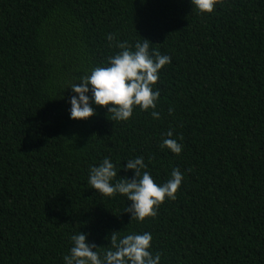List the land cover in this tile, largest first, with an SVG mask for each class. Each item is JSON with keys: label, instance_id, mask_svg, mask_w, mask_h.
I'll return each mask as SVG.
<instances>
[{"label": "trees", "instance_id": "1", "mask_svg": "<svg viewBox=\"0 0 264 264\" xmlns=\"http://www.w3.org/2000/svg\"><path fill=\"white\" fill-rule=\"evenodd\" d=\"M142 39L171 58L160 118L137 106L127 121L107 107L69 119L68 84ZM169 131L179 155L161 146ZM141 156L154 182L184 178L156 216L130 221L88 170L109 157L114 182L131 179L123 165ZM78 231L101 257L111 235L148 232L159 264H264V0L202 14L190 0H0V264H64Z\"/></svg>", "mask_w": 264, "mask_h": 264}, {"label": "clouds", "instance_id": "2", "mask_svg": "<svg viewBox=\"0 0 264 264\" xmlns=\"http://www.w3.org/2000/svg\"><path fill=\"white\" fill-rule=\"evenodd\" d=\"M192 8L199 13H211L217 0H190ZM109 41L112 36L108 37ZM150 42L142 39L134 48L121 43V51L110 56L106 65L91 68L66 87L71 95L68 115L71 120H87L95 115V107H107L113 121H127L133 115V109L139 107L146 111L153 109L151 116L159 119L160 114L154 111L159 98V89L154 85L159 79L160 69L171 62L168 55H161L150 49ZM172 109H169L171 115ZM162 147L179 155L183 144L173 138L171 131L165 134ZM182 140V137L179 138ZM144 158L129 159L123 165L124 171L132 170L131 179L117 177L116 165L105 157L88 170V184L96 193L105 197L120 194L130 202L125 212L130 214V221H143L146 217L156 216V209L165 199L174 200L183 180V173L174 168L170 179L162 184L154 182L146 171ZM115 233V232H113ZM69 253L63 257L64 264H159L160 255L155 256L151 248V233H131L122 237L113 234L110 237L111 247L103 256L96 250L99 247L88 239V234L78 231L70 237Z\"/></svg>", "mask_w": 264, "mask_h": 264}]
</instances>
